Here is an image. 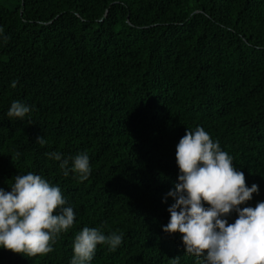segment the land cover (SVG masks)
I'll return each mask as SVG.
<instances>
[{"label": "trees", "instance_id": "1", "mask_svg": "<svg viewBox=\"0 0 264 264\" xmlns=\"http://www.w3.org/2000/svg\"><path fill=\"white\" fill-rule=\"evenodd\" d=\"M7 4L0 0V188L38 174L60 188L75 221L47 255L0 248V264H70L84 227L123 233L115 252L97 245L90 264H172L176 256L196 264L181 235L162 230L187 129L202 127L246 185L258 186L240 207L264 202V0ZM13 101L30 107L24 120L8 117ZM84 152L91 173L80 181L70 169Z\"/></svg>", "mask_w": 264, "mask_h": 264}, {"label": "clouds", "instance_id": "2", "mask_svg": "<svg viewBox=\"0 0 264 264\" xmlns=\"http://www.w3.org/2000/svg\"><path fill=\"white\" fill-rule=\"evenodd\" d=\"M30 111L26 104L13 101L7 115L24 120ZM36 141L47 143L42 136ZM46 155L61 160L60 153ZM175 159L177 183L167 193L175 202L167 209L170 218L162 230L179 233L184 253L195 257L196 264H264V202L240 207L252 199L258 186L246 185L245 175L236 169L233 157L202 127L186 130L176 145ZM67 165V159L60 164L65 176L69 174ZM70 171L80 181L89 177L91 166L86 152L72 158ZM10 189L0 188V248L29 258L52 252L56 239L75 221V213L65 207L60 188L28 172L16 175ZM233 212L237 218L229 223L226 217ZM122 242V232L105 235L98 227H84L74 237L70 264H90L97 245L115 252ZM179 260V256L172 258V264H179Z\"/></svg>", "mask_w": 264, "mask_h": 264}, {"label": "rangeland", "instance_id": "3", "mask_svg": "<svg viewBox=\"0 0 264 264\" xmlns=\"http://www.w3.org/2000/svg\"><path fill=\"white\" fill-rule=\"evenodd\" d=\"M3 1H6V2H8L10 5H13V4H15V1H16V0H3ZM9 4H7V5H9Z\"/></svg>", "mask_w": 264, "mask_h": 264}]
</instances>
